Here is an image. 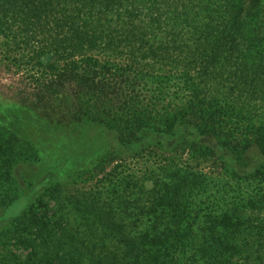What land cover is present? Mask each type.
<instances>
[{
  "label": "trees",
  "instance_id": "16d2710c",
  "mask_svg": "<svg viewBox=\"0 0 264 264\" xmlns=\"http://www.w3.org/2000/svg\"><path fill=\"white\" fill-rule=\"evenodd\" d=\"M261 5L258 0H0V58L20 68L26 61L19 57L27 56L35 63L30 70L40 75L34 101L10 107L0 118V264H239L230 263L222 250L238 205H222L197 221L205 210L186 206L182 193L172 197L182 184L177 179L187 174L183 169L164 163L140 177L120 179L124 198L140 194L144 200H138L160 216L112 218L107 221L112 229H124L117 234H89L99 221L79 218L86 210L67 194L74 173L85 172L103 151H163V141L191 155H216L241 185L244 176L264 169L263 140L252 137L233 147L218 131L237 101L230 91L249 87L238 77L230 82L231 74L239 75L233 62L246 76L262 68L249 66L250 59H264L259 33L246 48L239 41L253 32L247 23L258 21ZM124 52L125 70L119 62ZM165 66L180 72L177 88L188 95L181 105L165 102ZM131 76L144 87L152 85L155 97L146 100ZM121 84L127 89L120 90ZM258 116L252 110L250 121ZM145 183L154 185L148 189ZM193 192L191 187L185 196L194 199ZM226 194L233 203L234 196ZM48 198L54 202L51 216L41 213ZM131 205L128 210L139 208ZM172 212L176 215L168 218ZM186 212L190 217L181 215ZM107 222L100 226L108 229ZM197 226L202 234L195 233ZM143 227L147 233H139ZM155 227L160 232L148 231ZM15 243L29 250L24 259L9 252ZM263 247L243 254L241 264H264Z\"/></svg>",
  "mask_w": 264,
  "mask_h": 264
},
{
  "label": "rangeland",
  "instance_id": "374dc122",
  "mask_svg": "<svg viewBox=\"0 0 264 264\" xmlns=\"http://www.w3.org/2000/svg\"><path fill=\"white\" fill-rule=\"evenodd\" d=\"M252 4V0H247ZM261 1L262 11H260V17L258 21L254 19L253 22L247 23V27L253 32L244 33L239 41H243L241 47H247L250 41H255L254 37L256 33H259L258 40L263 41L264 44V0ZM255 12V11H254ZM253 13V12H251ZM256 13V12H255ZM243 20H247V12L242 13ZM246 28V24L243 26ZM14 57V55L12 56ZM27 57V56H26ZM26 57H19L20 61H26L22 63V66L16 65V68H11L9 61L3 62V58H0V118L5 117L6 111L10 107L24 106L29 101H34L36 82L39 79V74L35 70L31 71L30 67L35 65L26 59ZM30 57V56H29ZM121 67H124L129 63V55L124 52L119 61ZM5 65H4V64ZM251 67H262L259 73H253L248 71L249 75L243 74L241 66H238L237 74H231V81L235 80L234 77H238L239 82L245 81L249 87L242 88L241 92L237 90L230 91V98L237 100L236 103L230 104L231 112L220 119L219 132H222V138L231 143L233 147L244 144L245 139H251L256 137L264 141V59L259 61L258 59H250L249 63ZM233 67V70H234ZM37 69V68H36ZM40 72V68H38ZM235 71V70H234ZM154 74H158L155 72ZM153 74V75H154ZM161 74V73H160ZM164 78L167 80V88H162L165 91V102H172L174 105H181L186 101L188 97L185 91H182L181 87L177 88L178 81H175V77L180 74L176 70H170V67L165 66ZM127 77L124 73L122 74ZM149 76V74H147ZM128 78V77H127ZM135 89L140 90V94L146 97V100H150L151 97H155L152 92L155 88L148 84L146 87L141 85V81L135 79L133 76ZM170 81V82H169ZM255 84H250V82ZM176 83V84H175ZM256 83L259 86H256ZM138 85V86H137ZM233 84H231L232 86ZM127 89L125 84L120 85V90ZM152 90V91H151ZM169 91V94L167 93ZM186 96V97H185ZM164 102V103H165ZM252 110L259 115L254 122L250 121ZM259 110V112H258ZM254 114V113H253ZM10 115V114H9ZM8 120L11 121L9 118ZM8 121H5L6 124ZM3 121H0L2 124ZM163 151L158 148H151L144 153L137 152H114L103 151L102 157L98 158L94 164H92L85 172H75L72 176V185H69L70 189L67 197L73 204H80V207H84L85 213H79V218L87 217L91 218L90 221H99V227L95 226L89 231L92 235H101L104 232L108 233H121L122 231L114 230L110 227V223L107 221L115 219L126 218L130 220H149L151 218H157L160 215L155 214L148 203H143L139 200H144L140 194H132L126 198L123 197V190L119 186L118 182L122 178L126 177H140L146 171V169L156 168L158 164H167L169 167H176L183 169L187 174L184 179H177L179 183L178 190L172 194L173 198L182 193L183 202L186 201V206L197 210L204 211L205 214H200L197 221L205 220L206 213H211L221 208L222 205L231 206L235 203L238 205L239 210L236 215L229 221V228L226 233L229 235L226 237L227 243L222 250L228 261H238L241 264L240 259L243 254L253 255L256 254L259 248H261L264 241V169H260L256 173H251L248 176H244V183L238 181V176L233 174L229 169L223 167L222 163L216 158V155H203L194 154L191 155L189 150L184 147H176L174 144H169L163 141ZM145 151V150H144ZM190 174V175H189ZM185 180V181H183ZM147 188H152L154 183H145ZM194 189L192 196L194 199H190L185 194L190 188ZM115 188V192L112 189ZM234 196L233 203H229L230 196ZM185 196V197H184ZM139 199V200H138ZM227 201V202H226ZM192 202H196L197 206L193 207ZM136 203L139 208L134 211L128 210L132 207L131 204ZM41 213L48 216L52 215V207L54 202L49 198L42 202ZM145 206L148 212H145ZM174 205L166 204L163 207ZM79 207V208H80ZM101 207L102 210L97 212V208ZM123 207L122 211L120 209ZM19 208V207H18ZM17 207L12 211L17 213ZM112 209H119L118 211L111 212ZM107 211L106 213H104ZM175 213H169L168 218L174 217ZM182 216H188L187 212L181 214ZM108 225V229L104 226H100L103 223ZM210 227L205 225L204 227ZM232 227V228H231ZM118 228V227H117ZM107 229V230H106ZM161 229L154 228L148 229L151 233L160 232ZM143 227L139 230V233H147ZM203 229L197 226L196 234H202ZM215 231V230H213ZM212 231V232H213ZM126 232H130L127 230ZM209 234V231H208ZM224 237V236H223ZM222 237V239H223ZM15 245V248L13 247ZM8 245V250L11 255L21 257L24 259L29 250L24 249L20 244ZM229 247V248H228ZM264 248V247H263ZM6 259L9 255L6 253ZM5 259V260H6ZM231 263V262H230Z\"/></svg>",
  "mask_w": 264,
  "mask_h": 264
}]
</instances>
